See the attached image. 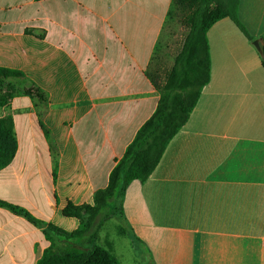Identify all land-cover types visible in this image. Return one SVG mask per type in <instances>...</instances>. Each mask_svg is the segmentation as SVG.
I'll use <instances>...</instances> for the list:
<instances>
[{
    "label": "crops",
    "instance_id": "crops-1",
    "mask_svg": "<svg viewBox=\"0 0 264 264\" xmlns=\"http://www.w3.org/2000/svg\"><path fill=\"white\" fill-rule=\"evenodd\" d=\"M172 4L0 0V67L22 72L47 97L45 108L17 96L0 111V118L12 116L18 142L0 170V200L67 232L78 229L63 209L94 203L157 108L160 95L146 72L156 64ZM238 16L262 46L264 0H240ZM207 37L210 82L149 179L125 190L118 232L141 247L147 264H264L260 50L230 18ZM102 230L98 244L112 242L124 264L108 235L99 243ZM48 246L39 227L0 207V264H37Z\"/></svg>",
    "mask_w": 264,
    "mask_h": 264
},
{
    "label": "trees",
    "instance_id": "trees-1",
    "mask_svg": "<svg viewBox=\"0 0 264 264\" xmlns=\"http://www.w3.org/2000/svg\"><path fill=\"white\" fill-rule=\"evenodd\" d=\"M240 0H173L180 14L181 24L188 29L182 48L163 80L157 72L146 75L159 92L160 98L152 116L139 128L123 156L116 160L106 188L94 193V203L74 205L69 202L63 215L79 220V227L67 232L52 223L34 217L29 211L10 202L0 200V207L25 217L39 227L49 246L37 264H120L113 243L99 245V234L105 223L116 218L124 220L123 200L128 184L134 180L146 181L152 175L174 136L186 125L194 111L203 88L211 79V59L208 31L219 20L230 18L250 40L238 16ZM43 38L44 34H38ZM260 56L264 66V44ZM25 80V75L14 69L0 67V108L17 96H29L42 107L47 106L44 91L33 83L19 88L9 79ZM162 80V81H161ZM37 104V105H38ZM39 125L45 136L50 132L41 120ZM53 149V148H52ZM18 142L12 116L0 118V170L13 161ZM57 159L54 157L53 177L56 179Z\"/></svg>",
    "mask_w": 264,
    "mask_h": 264
},
{
    "label": "rangeland",
    "instance_id": "rangeland-1",
    "mask_svg": "<svg viewBox=\"0 0 264 264\" xmlns=\"http://www.w3.org/2000/svg\"><path fill=\"white\" fill-rule=\"evenodd\" d=\"M187 33L188 29L181 24L180 14L175 5L172 4L170 14L164 27L162 43L156 53V64L154 63L155 65L150 68V71L152 73L157 72L162 80L173 65L175 56L182 48ZM9 82L14 83L19 88L29 87L26 80L11 78ZM1 110L2 108H0V111ZM118 225L122 226V223H120V221L118 222L116 219L109 220L101 232L99 243L102 244L105 236L108 235L115 243L118 254L121 256V260L124 264H147L148 259L141 247H133L128 237L119 234Z\"/></svg>",
    "mask_w": 264,
    "mask_h": 264
},
{
    "label": "water",
    "instance_id": "water-1",
    "mask_svg": "<svg viewBox=\"0 0 264 264\" xmlns=\"http://www.w3.org/2000/svg\"><path fill=\"white\" fill-rule=\"evenodd\" d=\"M253 44L255 45V47H256L258 50H261V45H260V42H259L258 40L253 41Z\"/></svg>",
    "mask_w": 264,
    "mask_h": 264
}]
</instances>
